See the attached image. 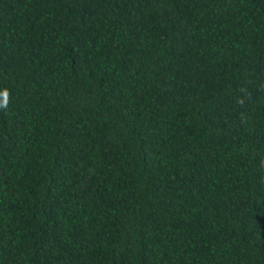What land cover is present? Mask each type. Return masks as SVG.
I'll list each match as a JSON object with an SVG mask.
<instances>
[{"label": "trees", "instance_id": "1", "mask_svg": "<svg viewBox=\"0 0 264 264\" xmlns=\"http://www.w3.org/2000/svg\"><path fill=\"white\" fill-rule=\"evenodd\" d=\"M0 264H264V0H0Z\"/></svg>", "mask_w": 264, "mask_h": 264}, {"label": "clouds", "instance_id": "2", "mask_svg": "<svg viewBox=\"0 0 264 264\" xmlns=\"http://www.w3.org/2000/svg\"><path fill=\"white\" fill-rule=\"evenodd\" d=\"M9 90L5 88L3 91H0V109H6L8 106Z\"/></svg>", "mask_w": 264, "mask_h": 264}, {"label": "rangeland", "instance_id": "3", "mask_svg": "<svg viewBox=\"0 0 264 264\" xmlns=\"http://www.w3.org/2000/svg\"><path fill=\"white\" fill-rule=\"evenodd\" d=\"M263 167H264V159H263Z\"/></svg>", "mask_w": 264, "mask_h": 264}]
</instances>
